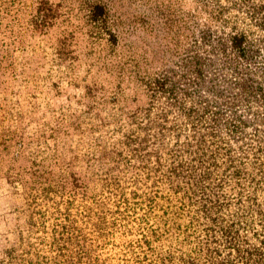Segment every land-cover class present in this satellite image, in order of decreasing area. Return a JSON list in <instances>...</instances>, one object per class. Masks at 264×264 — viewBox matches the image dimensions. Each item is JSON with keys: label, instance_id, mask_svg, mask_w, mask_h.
Returning <instances> with one entry per match:
<instances>
[{"label": "rangeland", "instance_id": "obj_1", "mask_svg": "<svg viewBox=\"0 0 264 264\" xmlns=\"http://www.w3.org/2000/svg\"><path fill=\"white\" fill-rule=\"evenodd\" d=\"M93 1L0 0V264H66V207L71 250L117 224L103 264H254L225 229L264 253V0H102L116 44Z\"/></svg>", "mask_w": 264, "mask_h": 264}, {"label": "trees", "instance_id": "obj_2", "mask_svg": "<svg viewBox=\"0 0 264 264\" xmlns=\"http://www.w3.org/2000/svg\"><path fill=\"white\" fill-rule=\"evenodd\" d=\"M110 10L106 3L102 0H95L90 5V21L93 25L100 27L106 34H108L109 40L111 43L116 44L118 41L116 33L113 31L111 27V21H110ZM264 26V25H263ZM230 48L233 50V52L239 57L242 58H254L252 57V53L250 51L254 48L253 44L250 43L247 35L244 32L237 33L230 39ZM257 51V50H254ZM157 84L159 88L165 90L166 89V82L164 80L157 81ZM42 188V189H41ZM41 191H44L46 193L52 194L50 198L57 199L55 197L56 192L49 186L41 187ZM116 194V193H114ZM34 196L37 195L36 193H33ZM101 204H108L110 197H104L100 198ZM64 199L61 201L59 200L57 205L62 203ZM65 203H69V201H64ZM122 203V201H121ZM117 207V205H116ZM97 213H93L95 215V229L99 233V238L97 240L96 247L87 249V250H71L66 246V241L83 237L81 234H79L78 226L73 224V220L70 219L71 213L68 211V207H66L65 212H57L58 215L55 217V220L52 224L51 229V235L49 244L51 248L55 247V250L59 252V255L63 258L62 262H65L66 264H103L104 262H107L109 260L108 257H104L106 253V248L108 249L109 245H111V237L114 236L115 233H117V224L110 223L103 215H102V208L100 210L96 211ZM80 215L85 216V214L81 213ZM60 218L61 222H60ZM69 221H71V224L69 225ZM75 222V220H74ZM56 225V227H55ZM109 225V227H108ZM227 233L228 240L230 241V244L233 248H236L237 252L241 255V258L247 260V261H253L254 264H262V258H264L263 251L259 249H249L244 247H241L239 245L238 236L232 234L231 230L225 229ZM143 234V233H142ZM150 241H147V244H149ZM120 245V243L118 242ZM123 250L121 252H116L113 254V259L117 260L116 264H141L140 262V255L139 252L134 248V244L131 242H127L124 244ZM186 259L185 261H187Z\"/></svg>", "mask_w": 264, "mask_h": 264}]
</instances>
